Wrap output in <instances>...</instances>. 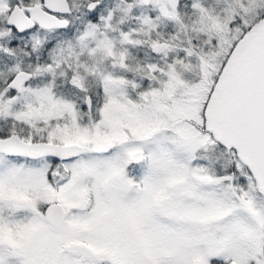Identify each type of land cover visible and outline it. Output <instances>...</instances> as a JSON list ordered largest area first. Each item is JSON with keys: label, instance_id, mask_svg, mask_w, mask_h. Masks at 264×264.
<instances>
[{"label": "snow or ice", "instance_id": "1", "mask_svg": "<svg viewBox=\"0 0 264 264\" xmlns=\"http://www.w3.org/2000/svg\"><path fill=\"white\" fill-rule=\"evenodd\" d=\"M0 264H264V0H0Z\"/></svg>", "mask_w": 264, "mask_h": 264}]
</instances>
